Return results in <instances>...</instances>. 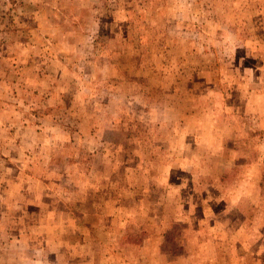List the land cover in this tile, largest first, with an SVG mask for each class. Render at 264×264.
<instances>
[{"label": "rangeland", "instance_id": "rangeland-1", "mask_svg": "<svg viewBox=\"0 0 264 264\" xmlns=\"http://www.w3.org/2000/svg\"><path fill=\"white\" fill-rule=\"evenodd\" d=\"M264 0H0V264H264Z\"/></svg>", "mask_w": 264, "mask_h": 264}, {"label": "trees", "instance_id": "trees-1", "mask_svg": "<svg viewBox=\"0 0 264 264\" xmlns=\"http://www.w3.org/2000/svg\"><path fill=\"white\" fill-rule=\"evenodd\" d=\"M263 178H264V177H263ZM263 184H264V179L262 180V184H261V185L263 186Z\"/></svg>", "mask_w": 264, "mask_h": 264}]
</instances>
